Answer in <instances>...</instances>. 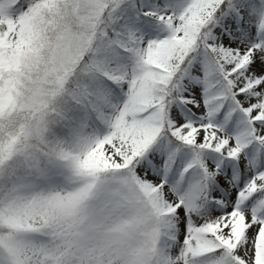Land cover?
<instances>
[{
  "label": "snow or ice",
  "instance_id": "6c2138e0",
  "mask_svg": "<svg viewBox=\"0 0 264 264\" xmlns=\"http://www.w3.org/2000/svg\"><path fill=\"white\" fill-rule=\"evenodd\" d=\"M0 264H264V0H0Z\"/></svg>",
  "mask_w": 264,
  "mask_h": 264
}]
</instances>
